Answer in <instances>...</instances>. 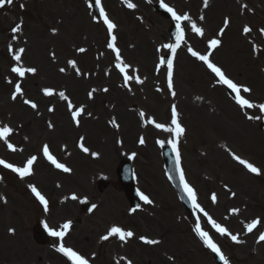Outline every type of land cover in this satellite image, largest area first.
<instances>
[{
    "label": "rangeland",
    "instance_id": "1",
    "mask_svg": "<svg viewBox=\"0 0 264 264\" xmlns=\"http://www.w3.org/2000/svg\"><path fill=\"white\" fill-rule=\"evenodd\" d=\"M104 1L111 13L110 20L114 18L118 24L116 30L124 59L131 69L140 70L137 76L143 81V83H137L135 79L131 83L129 93L122 91L116 83H113L115 59L106 48L103 29L92 19L91 11H88L87 0H18L13 1L8 10L2 9L3 12H0V126L8 125L14 129L19 124L22 127L23 136L28 140V142L23 138V140H14L17 152L12 156L27 158V154L37 153L41 143L44 142H49L56 153L62 147L71 149L72 154L66 160L73 169L72 175L65 176L50 172L41 160L36 168L39 172L45 173L47 177L44 179L50 178V183H46L44 189L49 194L52 208L55 209L59 205L57 199L68 198L71 202H66L64 206L74 215L76 200L82 195L91 194L93 182L99 172L109 177L114 173L113 167L121 158V154H135L134 166L138 174V184L152 196L154 205L148 208L147 213L139 212L126 218V202L116 184L112 182L111 188L99 197L97 210L76 225L73 243L87 253H91L95 250L97 235L107 224L119 222L132 228L136 235L145 234L156 237L161 240V243L148 247L132 239L125 247H120L112 242L102 247L104 253L130 256L136 264H139L138 261L142 257H150L152 264H165L167 257L173 258L171 264H190L193 261L196 264H210L207 253L199 248L191 235L183 228L184 226L178 223L180 219L183 223L184 218L173 197V190L163 178L161 158L157 152L159 143L156 140L161 138L163 130L157 129L155 124H168L171 103L166 98L169 90L162 84L163 76L157 75L154 78L151 76V69L158 56L156 48L168 39L170 21L154 11L152 6L156 0H129L136 5L130 10L126 9L124 0ZM172 1L177 5L178 10L184 11L191 18L198 13L197 0H191L189 3L184 0ZM209 15L210 23L217 22L215 20L220 16L217 7L212 8ZM186 23L184 25L188 28ZM17 24L21 26L17 33L7 31ZM207 39L208 37L203 35H191L189 44L195 48L205 47ZM70 45L73 46L76 54L73 53ZM9 47L14 51L25 49L19 63L13 60L14 51L10 52ZM227 47L236 48L237 44L228 42ZM79 48H84L86 51L81 53L78 51ZM69 60H74L77 67H71L68 64ZM218 60L232 76L237 77L241 83L252 85L254 93L262 95L259 96L264 99V92L254 83L258 66L262 63L254 60L252 66H245L244 56H241L239 60L229 59V55H226L224 50L218 52ZM13 66L37 69L34 74L26 73L24 77H20L24 95L18 96L16 100L11 99L16 83L9 79L15 75L11 71ZM61 68L65 71L61 72ZM77 68L80 75H77ZM210 79L211 76L204 72L195 57L192 55L187 57L184 51L178 54L174 76L176 85L173 91L181 107L182 118L187 113L183 110L184 104L195 96L201 98V93L208 96L219 93L224 96L223 92L216 88H207ZM89 85L92 96H95V91L100 90L101 93L90 102L85 98ZM45 88L51 89L53 95L45 96L43 93ZM93 89H95L94 92ZM61 91L65 92L68 100L59 96ZM24 99L35 102L37 108L32 109L25 105ZM225 100L226 104L223 105L228 111L240 117L237 108L228 99L225 98ZM69 102L75 107H81L85 103L87 111H92L95 115L97 139L92 142L88 153L80 154L77 147L74 148L75 128H73L72 115L68 109ZM194 102L201 106V101ZM100 107L104 109V113L101 112ZM49 108L53 111H49ZM125 111L130 113L134 123L136 118L141 119L140 130L134 123L128 130L123 128L122 117ZM141 112L144 113L143 119L140 116ZM201 113V107L195 108L187 117L188 125L195 133L192 135L190 132L186 140L196 142L198 152L188 149L190 144L188 141H185V146L182 147L190 174L196 177V182L200 186L199 193L204 197L206 191L213 187L215 178H222L235 191H240L242 194L246 186L251 187L255 184L257 178L251 177V180H244L234 169L230 170L226 163V155L222 151L230 147L242 154L251 155L263 168L264 134L258 132L252 124L248 125L242 121L244 126L254 129L258 134L252 129L251 132L258 137L247 142L236 137L237 132L229 135L232 126L226 120L228 115H225L226 113L222 110V114L219 115L221 124L219 130L209 127L205 131L209 140L203 137L202 142ZM109 116L110 119L106 124L105 120ZM111 116H116V124L111 123ZM149 119L152 131L148 128L143 129L141 125L142 122L147 123ZM205 120L211 123L209 119ZM92 121L93 118H90L85 119L84 122L90 125ZM49 122L53 125L52 128L48 127ZM119 123L121 129L117 128ZM117 129L120 130L117 131ZM138 132L145 140L144 148L133 146ZM1 144H4L3 140ZM220 144L221 149L218 147ZM133 150L139 155L137 156ZM22 151L25 154H22ZM91 153L97 155L93 156ZM91 156L94 161L89 159ZM239 179L242 183L238 181ZM55 181L61 185L59 188L56 187ZM11 182L18 181L14 178L12 180L5 178V181H0L1 197L3 194L7 197L8 203L5 205L20 206L24 210L19 216L26 220L22 226L26 235L34 222L42 221L47 224L48 219L54 225L57 223L56 216L51 213L45 214L32 200L28 199L21 183L11 185L9 184ZM73 195L77 199L73 200L71 198ZM256 196L264 195L262 191H259ZM260 207L264 209V204ZM212 211L218 216L221 214L219 207H213ZM256 211L258 210H249V213H256ZM0 213L12 214L11 211L1 210ZM258 213L261 214V211ZM109 215H113L114 218H110ZM234 222H237V219L233 220V224ZM3 251L5 256L0 262L3 261L4 264L6 262L22 264L24 261L30 264V261L40 253L44 255L42 264H62L49 252L48 246H39L29 238L25 242L12 241L6 245L0 243V253ZM261 255L264 257V250ZM237 258L243 259L241 251ZM63 264L68 263L63 262Z\"/></svg>",
    "mask_w": 264,
    "mask_h": 264
},
{
    "label": "snow or ice",
    "instance_id": "2",
    "mask_svg": "<svg viewBox=\"0 0 264 264\" xmlns=\"http://www.w3.org/2000/svg\"><path fill=\"white\" fill-rule=\"evenodd\" d=\"M124 2L126 3L127 7L130 9L136 7V5L129 2V0H124ZM12 3H13V0H0V8H3L5 5H11ZM204 4H205V7H207L208 0H204ZM92 6L93 5L91 3H89V7H92ZM160 6L165 8L166 11L171 14L172 20L175 21V27H176V33H175L176 41H175V43L163 45L164 48L170 49L171 52L173 54H175L177 49L181 45V41H182L183 35H184V30L182 28V22H184V21L190 22L191 17L187 13L177 14L176 11H174L171 7H169L167 4H164L163 2L161 3ZM95 7L99 9L100 16L103 18V23L107 26V32L110 36V40L107 41V47L109 49H111L112 52H114L116 54L115 55V59H116L115 67L119 70L120 73L123 74V80H124L125 86H127L128 82L132 79V76L127 74L126 69H128L130 66L128 64L124 63V61L121 58L120 51L116 47L115 42H116L117 37L113 34V31L116 28V25L108 18L103 7H101V0H95ZM200 19L202 20L203 17H200ZM228 25H229V20L226 18L224 21V27L220 29L221 35L223 34L224 30L227 28ZM20 27L21 26L19 24H17L15 27L12 28V32L17 33L20 30ZM191 27H192V30L195 33H197L198 35L202 36L204 34L203 29L197 27L195 23H192ZM250 31H251V29L249 26H247V25L244 26L243 32L245 34L249 33ZM261 32L264 33V29H261ZM220 44H221V41L219 39L214 38V39H211L209 41L208 48L209 49H215ZM9 51L12 52L14 50L11 47H9ZM24 51H25V49H23V48L14 51L13 60L16 61L17 63H19L22 59V53H24ZM78 51L83 53L86 50L84 48H79ZM188 51L197 60L202 61L203 64L206 65L207 68L214 74V76L216 78H218L217 79L218 84L226 86L227 89H230L231 92L235 94L234 99H235V102L237 103V105H239L241 108H248V109L258 107L259 110L262 113H264V103L256 105V104H253L250 100L243 98L241 96V91H243L244 93H250L251 89L248 88L247 86L239 85L238 83L234 82L232 79H230L225 74V72L222 70L221 67H219L215 63L211 62L210 58H209L211 53L199 54L198 52L193 51L191 47L188 48ZM160 63L163 64L164 60H161ZM68 64L73 68L77 67L76 62L74 60H69ZM157 69H159V65H157ZM11 71L19 77H24L26 73H33L34 74L37 71V69L34 67L13 66L11 68ZM60 71L64 72L65 69L61 68ZM80 74L81 73H80L79 69L77 68V75H80ZM136 82L137 83H143V81L139 78V76L136 77ZM9 83H11V81H9ZM167 83H168V89L171 91V94L173 96H175L176 95L175 91H172L173 87H174V84H173V60H172V58L167 59ZM94 91H95V89H93V92ZM104 91H107V89H104ZM43 93L45 96L53 95V91L51 89H48V88L43 89ZM23 95H24V93L22 91L21 85L19 83H16L15 89H14L12 96H11V99L16 100L18 98V96H23ZM88 95H89V98L91 99L92 98V92H89ZM59 96L64 100H68V97L66 96L65 92H63V91L59 92ZM23 103L25 105L30 106L32 109L37 108V104L35 102L29 100V99H24ZM74 107L75 106L71 102L68 103V109L71 112L73 121L79 123V121L77 120V117H79L84 112V108H83V106H81V107L75 108V110H73ZM49 111H53V109L49 108ZM171 113H172L171 124L174 125V128H168V127H165V125L159 124V123H156L155 127L157 129H163L164 131H167V132H172V133H174L175 137L178 138L182 134H184L185 129L178 122V118H177L178 113H177V108L175 105L172 106ZM140 116L143 119L144 113L141 112ZM253 118L254 117H251V116L247 117V119H250V120ZM111 123L116 124V121L113 120V121H111ZM48 127L52 128L53 125L49 122ZM12 132H13V129L11 127H9L8 125L0 126V140H3L7 144V147L9 149H11L12 151H15L16 149L14 148V146L11 143H8V139H7ZM81 140H83V138H81ZM139 143L140 144L145 143V140L143 137L140 138ZM157 143H159V144H161V146H163L162 141H157ZM169 143L171 144L173 152L175 153L176 171L179 173L180 187L182 188L184 193L187 195L189 201H191L192 207L194 209H196L197 211L204 213V216L207 217V222L212 226L213 229H215V231L217 233H219L222 236L229 235L230 239L233 242L239 243L240 241H239L237 235H231L226 228L222 227L219 223H217L214 219H212V217L209 216L208 213L199 205V203L197 202V193L194 190V188H192L189 185V183L186 181L184 172L180 166L181 165V156H180V152L177 150V142L174 139L172 141H169ZM80 147H81L82 151H84L85 153L89 152V149L86 147H83V144H80ZM42 151H43L44 157L55 168L60 169L65 173H68L71 171V169L69 167H67L65 164L57 162L56 158H54V156L50 154L49 146L47 144H45L43 146ZM91 155L96 156L97 154L91 153ZM134 155L135 154H133V156ZM232 158L234 160H237L250 173H254L257 175L260 174V170L257 167H255L252 163H249V162L245 161L244 159H241L239 156H237L235 154H233ZM36 160H37L36 156H31L30 158L27 159L26 164L23 167H17L11 163H6L4 160L0 159V165H2L4 168L10 169L12 172L18 174V176L20 178H24V177L31 174L32 166H33L34 162H36ZM29 188H30L32 194L40 202V204L44 206V210L48 211V201L45 198V196L42 195L41 192L38 191L35 186L29 185ZM232 195H235V193H233ZM138 196L146 204L153 203L151 201V199L147 195L143 194L142 192H138ZM71 198L73 200L77 199V197L75 195H73ZM0 199H3V197H0ZM211 199L215 203L217 200L216 195L213 194ZM96 207L97 206L95 204H93L92 207L89 209V211H92ZM133 211H135V209H133ZM232 211L235 212L237 210L233 209ZM259 223H260V221L258 219H256V220H253L251 223L246 224L244 227L249 233H251L253 231V229ZM45 227L47 228L48 226L45 225ZM61 228L63 229L61 231H55V230L48 228L49 235L53 236V237H59L62 239L66 234V230H68L70 228V222H65L61 226ZM193 230L196 233V235L201 239V241L203 242L205 247L210 249L211 252L215 253L219 257V259L221 261H223V264H228L227 258L223 255V253L221 252V249L218 247V245L213 242L212 238L209 236V233L207 231L202 230L199 218L197 219V221L195 223V228ZM13 231H14L13 229H9V232H13ZM112 236H118L121 241H124L127 238H131L133 236V232L125 231L120 227L112 226L109 228L107 234L101 236L100 239L107 241ZM140 239L146 244H157L158 243V241H156V240L147 239L143 236L140 237ZM257 242H264V232L260 233ZM57 251L62 253L64 256H66L67 259L72 262V264H89L88 260H86L84 257L79 255L77 252L73 251L71 248L65 247L63 244H61L57 248ZM128 264H131V261H129Z\"/></svg>",
    "mask_w": 264,
    "mask_h": 264
},
{
    "label": "bare ground",
    "instance_id": "3",
    "mask_svg": "<svg viewBox=\"0 0 264 264\" xmlns=\"http://www.w3.org/2000/svg\"><path fill=\"white\" fill-rule=\"evenodd\" d=\"M131 120H132V119H130V118L124 117V122H125V124H124V128L127 127V124H128ZM75 129L77 130V127H75ZM83 129L86 130V131L88 130V128H87L86 126H84Z\"/></svg>",
    "mask_w": 264,
    "mask_h": 264
}]
</instances>
